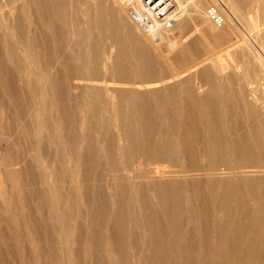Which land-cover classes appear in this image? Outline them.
<instances>
[{
  "label": "bare ground",
  "instance_id": "obj_1",
  "mask_svg": "<svg viewBox=\"0 0 264 264\" xmlns=\"http://www.w3.org/2000/svg\"><path fill=\"white\" fill-rule=\"evenodd\" d=\"M186 1L174 0L175 28L160 36L130 19L125 0L0 6V136L10 149L0 185H14L0 199L9 224H0V264H20L19 253L25 264L28 243L31 264H105V253L115 264H264L256 102L232 96L221 72L180 75L193 50L184 27L194 23L214 50L241 37L243 12L225 0L229 14L218 28L202 0ZM77 86L85 94L75 95Z\"/></svg>",
  "mask_w": 264,
  "mask_h": 264
},
{
  "label": "rangeland",
  "instance_id": "obj_2",
  "mask_svg": "<svg viewBox=\"0 0 264 264\" xmlns=\"http://www.w3.org/2000/svg\"><path fill=\"white\" fill-rule=\"evenodd\" d=\"M188 1L189 0H187L186 2H188ZM214 1L215 0H202L201 3L204 5L203 9H206L207 6L209 4H212ZM218 1L221 3L220 8H221L222 13H224L227 17L230 9L228 10L227 5L224 2L225 0H218ZM248 2H249V4H248ZM5 3H6V0H0V6L4 7ZM234 3L238 4V6H240V11L243 12V16H240L238 19V21L243 26V30H241V33L239 34L241 37L239 38L237 34H233L234 36L231 35L230 39L226 43H223L221 45L222 47L220 46L217 48H213L214 50H212V48H210L208 46L204 47L202 45L203 40H202V37L200 36L198 28H196L195 24L194 23H192V24L188 23L187 24L188 27L186 25L185 26L186 29L184 27V29L182 30L183 31L182 35H183L184 31H185V33L183 36L190 34L189 36H191L192 41L189 43L191 46L190 48L193 50H191L192 52L190 51L188 53V55L186 56L187 58L185 57V59H187L185 65L183 67V70L184 69L185 70L182 72V74L180 73V75L189 76L190 74H195L197 72H201L204 69H206L208 71H213V72L218 71V72L223 73L224 79L228 81V86H229V88H231L232 96H249V98L254 99L256 102V105H257V110L260 113V115L264 121V14L263 13H257L259 8H264V0H248V1H246V0H234ZM198 4H196V5L198 6ZM231 5L233 7V4H231ZM192 14H188V15H192ZM258 14H259V17L261 16L260 18H257ZM181 24L182 23L180 22L179 25H181ZM174 28L175 27H173V30H174ZM199 29H200V27H199ZM137 31H138V29H137ZM207 31H208L209 37H219V34L221 33V31H220L216 34H212L209 29H207ZM194 39H195V41H194ZM237 41L239 42V44L236 46L233 43H235ZM232 45H234V46L232 47ZM230 46H231V48H228ZM165 49H168V48H166V46H165ZM215 49H216V51L217 50L218 51L216 52ZM230 51H232V55L230 58H228L227 52L229 53ZM153 54L155 56H157L154 52H153ZM222 55L223 56L225 55V56L223 57ZM217 56H218V58L220 57L219 60L217 59ZM179 58H180L179 56H176L171 62L173 72H177V74L179 72H181L180 66L177 63V59L179 60ZM212 58H214V60ZM221 58H223L224 60ZM198 61H200L199 62L200 64L198 63ZM161 64H162L163 69L166 70V74H167L166 63L161 62ZM26 84H27L26 86L31 85L30 83H26ZM107 87H108V84L103 82L102 83V90H103L102 94L104 96H109L106 93ZM73 92L75 95H82L83 93L85 94V91H84L82 86L75 87L73 89ZM86 93H87V90H86ZM239 119L243 122L245 120V117L242 114H240ZM252 125H253L252 123L248 124V126H252ZM245 131H246V129L244 128L242 130V132H240V133H244ZM1 137L2 136H0V163L3 161L7 152H9V150H10L8 142L4 141ZM31 137L32 136H30V138ZM8 169L10 171H16V169L17 170L19 169V166L15 167V165H12V166H9ZM0 180L1 181L4 180L2 172L0 174ZM50 180L51 181H49V183L53 184L54 180H52V178ZM129 182L134 184L136 182V178L132 177L131 179H129ZM13 186L14 185L9 184V183H6V184L2 183V185H0V191H1L0 192V196H1L0 199L1 200H3V199L5 200V198L3 197L2 190H10L11 187H13ZM111 187H112L111 181H107V191L108 192L113 191V190H111ZM52 196H53V198H52ZM50 198H52V200L54 201L56 197L54 198V195L51 194ZM1 202H2V204L4 203L3 201H1ZM55 204L56 203H54L53 205L55 206ZM3 205L6 206L5 204H3ZM0 224L4 228L9 227V224L7 222L1 221V219H0ZM83 224H84V226H83L82 231H84L86 234V232L89 230L87 221L84 220ZM104 231L108 236L110 235L106 230H104ZM75 236H76V238H79L80 234L78 232H76ZM31 237L33 238L32 243L35 244L36 241L34 239L37 237L36 234H32ZM129 240L131 241V238H129ZM33 246L29 243L25 244L23 246V248L25 249V253H26L25 255H27V258L24 260L25 264H31L32 263L31 258L36 252L34 250ZM23 248H21V249H23ZM104 249L105 250L109 249V246H104ZM78 250L81 253V256L84 257V255L88 252L89 247H87L86 244H82L79 246ZM134 254L139 255V251L137 249L135 250L134 248H132L131 249V256H130L132 259L135 256ZM110 256H111L110 253H105V258H104L105 264H115L112 257H110ZM18 263L23 264L22 263V255L20 253H19ZM80 264H90V261L89 260L86 261V259H83Z\"/></svg>",
  "mask_w": 264,
  "mask_h": 264
},
{
  "label": "built area",
  "instance_id": "obj_3",
  "mask_svg": "<svg viewBox=\"0 0 264 264\" xmlns=\"http://www.w3.org/2000/svg\"><path fill=\"white\" fill-rule=\"evenodd\" d=\"M128 2V15L139 27L153 36L165 35L175 25L176 5L174 0H125ZM221 3L215 0L206 8V17L218 28L225 25V14L220 10Z\"/></svg>",
  "mask_w": 264,
  "mask_h": 264
}]
</instances>
